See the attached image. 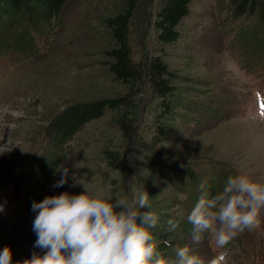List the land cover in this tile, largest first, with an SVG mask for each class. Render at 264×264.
Here are the masks:
<instances>
[{
	"label": "rangeland",
	"instance_id": "374dc122",
	"mask_svg": "<svg viewBox=\"0 0 264 264\" xmlns=\"http://www.w3.org/2000/svg\"><path fill=\"white\" fill-rule=\"evenodd\" d=\"M164 3L140 1L130 42L135 60L160 53L176 74L169 114L161 115L159 97L146 83L128 110L136 117L130 128L125 131L120 112L108 108L85 123L62 154L49 140V123L62 107L129 90L106 62L115 40L105 19L124 0H70L48 26L39 15L35 22L25 14L0 18V37L11 36L0 45V251L11 249L12 264H24L33 252L44 254L33 247L37 212L29 217L24 212L38 168L55 153L60 160L37 202L85 189L113 198L146 191L160 218L151 231L165 261L175 258L173 248L187 246L205 264L222 251L227 264H264V210L260 227L240 233L226 249L217 248L208 233L193 243L187 216L198 199L193 203L194 196L186 197L177 178L172 180L173 173L193 170L196 180L185 179L196 195L205 178L210 195L221 192L229 176L244 174L264 184V22L258 12L233 18L227 0H193L178 26L180 36L164 48L155 25ZM25 27L35 31L28 53L14 40ZM108 149L118 153L117 165L110 163ZM63 167L69 179L54 188ZM169 219L180 221L174 232L167 231Z\"/></svg>",
	"mask_w": 264,
	"mask_h": 264
},
{
	"label": "clouds",
	"instance_id": "9594fccd",
	"mask_svg": "<svg viewBox=\"0 0 264 264\" xmlns=\"http://www.w3.org/2000/svg\"><path fill=\"white\" fill-rule=\"evenodd\" d=\"M60 172L61 179L54 188L64 186L69 179L68 167ZM209 188L208 179H203L198 200L187 216L193 243H200L203 233H208L217 248L226 249L240 233L260 227L264 184L241 174L229 176L223 190L215 195H210ZM151 209L146 191L131 198H113L85 189L81 194L64 192L33 202L32 210L37 212L32 226L37 236L33 247L44 254L33 252L24 264H205L187 246L173 248L174 259L160 257L151 231L160 218ZM179 224L169 219L167 231L174 232ZM162 243L172 247L170 240ZM0 264H12L10 248L0 251ZM207 264H227V252L222 251Z\"/></svg>",
	"mask_w": 264,
	"mask_h": 264
},
{
	"label": "trees",
	"instance_id": "16d2710c",
	"mask_svg": "<svg viewBox=\"0 0 264 264\" xmlns=\"http://www.w3.org/2000/svg\"><path fill=\"white\" fill-rule=\"evenodd\" d=\"M69 1L70 0H0V18L4 17V19L7 20L9 17H12L15 19L25 14L30 20H33L36 15H39L42 20L45 21V25L48 26L53 19L60 17ZM140 1L141 0H124L123 8L117 14L108 16L105 19V24L110 27L112 36L115 40L114 45L107 50L110 59L106 62L116 79L128 85V92L117 96L81 99L62 107L53 120L50 121L51 123H49L51 129L49 140L57 147L61 154L67 142L73 138L76 132L85 123L101 117L108 108L116 109L120 112L118 117L125 131L126 128H130L135 123L136 117L132 116L130 118L127 115L128 110L131 109V105H134L135 95L141 91L146 83H148L152 91L159 97L162 108L161 115H168L171 111L177 76L170 69L169 62L166 60L165 55L160 53L152 54L139 61L135 60L132 55L130 25H132V20L134 19ZM227 1L233 18L239 19L258 12L261 20L264 22V0ZM192 2L193 0H165L164 5L156 11L155 25L158 31V40L162 47L165 48V44L172 43L180 36L178 26L185 17L190 15ZM33 22L35 21L33 20ZM45 25H40L38 22L36 24L39 28ZM247 28L249 29V27ZM23 30V33L14 36V40L18 43V48L25 49L27 50L26 53H28L33 50L30 44H33V42L35 44L32 34L35 31L29 29V27H25ZM7 38H11V36L5 35V37H0V45L3 46ZM127 125L129 127H127ZM52 130L56 131L55 135H52ZM106 151L109 153L110 163L117 165L119 159L118 153L110 149ZM59 160L60 155L55 153L52 162L48 159L47 163H41L40 168H38V172L33 181V190L28 196V201L25 206L24 215H27L26 217H29L34 212L32 210V204L39 200L43 187L51 177ZM179 169H183L181 164ZM173 174L172 180L176 177L180 182L179 186H183L180 190L188 198L194 196L195 201L193 203H195L196 197L198 199L200 193L197 195L194 194L196 190L193 191L192 188H190L192 191L190 192V189L186 187L189 185H187L185 179V177L190 176L196 180L197 176L194 171L182 170ZM184 222L187 223V221ZM152 233L157 241L158 237H156L154 232ZM157 251L160 254L158 241Z\"/></svg>",
	"mask_w": 264,
	"mask_h": 264
},
{
	"label": "snow or ice",
	"instance_id": "6c2138e0",
	"mask_svg": "<svg viewBox=\"0 0 264 264\" xmlns=\"http://www.w3.org/2000/svg\"><path fill=\"white\" fill-rule=\"evenodd\" d=\"M262 114H264V112H262Z\"/></svg>",
	"mask_w": 264,
	"mask_h": 264
}]
</instances>
